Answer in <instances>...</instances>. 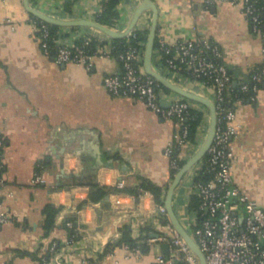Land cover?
I'll list each match as a JSON object with an SVG mask.
<instances>
[{"label":"crops","instance_id":"0c3cea01","mask_svg":"<svg viewBox=\"0 0 264 264\" xmlns=\"http://www.w3.org/2000/svg\"><path fill=\"white\" fill-rule=\"evenodd\" d=\"M103 0H30V6L56 19L97 21ZM144 0H124L116 30L124 32ZM159 12L158 38L173 45L180 41L208 39L224 50V63L239 85L249 80L252 70L264 64L263 39L252 33L241 5L229 1L206 6L204 0H152ZM72 2L71 12L66 5ZM34 16L25 0H0V137L4 139L2 201L13 221L0 225V264H42L31 255L42 256L49 243L65 246L64 264H80L83 255L121 238V228L130 225L133 237L140 229L136 222L150 215L157 203L147 196L135 199L126 193L112 194L103 203L78 206L89 197L90 182L127 188L147 180L168 190L174 179L165 149L176 134V121L163 120L135 98L112 96L103 86L108 75L123 72L116 57L98 58L90 70L79 65H59L46 55L33 27ZM154 13L145 10L137 26L151 29ZM91 36L109 38L90 27H62L60 37L75 44ZM145 71L144 60L142 63ZM153 67L186 92L216 105V90L200 81L172 74L162 62L159 48ZM146 73V71H145ZM247 100H236L238 134L233 143L236 186L264 207V81ZM164 87V86H163ZM163 106L188 101L205 115L197 143L188 144L180 159L189 161L208 135L211 110L164 87ZM197 167L176 189L173 206L188 231V207ZM36 175L46 182L34 183ZM77 177L71 178V176ZM125 187V188H126ZM13 196L9 197L8 194ZM48 204L62 207L56 227L48 237L43 230V211ZM78 217L86 227L83 238L71 244L64 221ZM191 221V220H190ZM29 253L24 256L21 253ZM119 256L123 251L118 248ZM46 264H55L49 262ZM121 264H155L153 254Z\"/></svg>","mask_w":264,"mask_h":264},{"label":"built area","instance_id":"2783aa9c","mask_svg":"<svg viewBox=\"0 0 264 264\" xmlns=\"http://www.w3.org/2000/svg\"><path fill=\"white\" fill-rule=\"evenodd\" d=\"M226 1L242 6L244 15L250 21L252 33L260 35L263 39L264 56V32L261 29V26H264V7L258 5V0H204V3L206 6H212ZM33 27L38 32L43 52L51 57L50 31L47 24L41 20L33 21ZM140 30L142 29L136 26L129 37L135 38L136 32ZM100 41L101 44L97 45L95 52L90 54V38H85L82 44H68L59 38L53 59L59 65L73 64L90 70L96 59L115 57L116 47L111 39ZM159 50L169 72L176 75L187 73L191 79L216 90V135L205 161L202 160L197 166V172L204 170L212 175V180L193 186L192 194L200 198V203L198 209L192 213L188 233L204 253L207 264H264V207L242 192L233 178L236 160L233 140L238 134L239 126L234 107L225 106L226 93L230 91L233 78L228 67L217 62L224 58V50L208 39L180 41L173 45L162 42ZM144 54L145 51L132 47L119 53L116 58L120 60L123 72L106 76L103 86L112 96L138 99L163 120L177 122L179 132L165 149L171 169L176 171L177 175L182 168L176 151L190 144L189 128L184 122L192 107L185 100L174 101L168 107L163 106L160 83L147 75L141 66ZM251 81L252 85L250 82L242 84L243 93L258 92L259 85L264 81V64L252 70ZM4 146V139L0 137V225L13 221L1 198L5 186ZM45 182L40 175L34 178V183ZM117 187L124 189L126 185L120 181ZM8 196L12 197L13 194L9 193ZM144 196L154 199L150 192H143L139 199ZM151 216L158 231L150 233L148 240L143 243L150 247L149 254H153L155 264H201L197 254L173 226L164 204H158ZM150 218V215L141 216L136 222L137 227H145ZM163 220L167 222L165 225L161 222ZM66 226L71 229L74 223L69 221ZM159 230H163L165 234H160ZM76 242L73 240L71 244ZM165 245H168V253L164 252ZM64 249L65 246L56 241L49 243L46 252L51 253V259H44V264H64L61 259ZM119 249L123 251L122 256L117 253L118 248L110 253H105V247L95 250L92 255H83L80 264H121L122 260L142 259L149 255L144 253L140 246L132 247L126 244Z\"/></svg>","mask_w":264,"mask_h":264},{"label":"trees","instance_id":"16d2710c","mask_svg":"<svg viewBox=\"0 0 264 264\" xmlns=\"http://www.w3.org/2000/svg\"><path fill=\"white\" fill-rule=\"evenodd\" d=\"M124 0H103L102 4H101V11L99 12L98 16H97V21L110 28V29H114L116 30L118 28V25L120 23L121 20V13H120V8L122 5V2ZM258 5L260 7H264V0H258ZM71 7H72V2L66 5V10L71 12ZM33 19L37 22H40V20L38 18H36L35 16H32ZM262 19H264V15L262 13ZM49 31H50V44H51V57H54V53H55V47H56V41H58L60 37V31L62 29L61 26H57V25H52V24H48L46 23ZM262 31L264 32V26H261ZM149 35H150V28L149 26H147L145 29H142L140 31L136 32V37L134 38L133 36L128 37L126 39H119V40H112V43L115 45L116 47V52L114 53L115 57H118L119 53L126 51L129 47L132 48H136V49H141L142 51H145L146 49V45L149 39ZM85 38H90L91 39V45L89 46V53L93 54L96 50V47L98 44H101L100 39L95 38V37H91V36H87L82 38L81 40H79L77 42V44H82ZM160 39L157 37L156 39V43H155V49L160 47ZM162 62L164 64V59H162ZM217 62L220 63H224V58L223 59H219L217 60ZM226 65V64H225ZM142 66V64H141ZM230 74L233 75V72L229 69ZM187 74V73H186ZM185 73H181L180 75L189 77L188 75H186ZM252 76V75H251ZM233 78V76H232ZM232 84H231V88L230 91H228L226 93V101H225V106L227 108L230 107H234V103L236 100H247L250 96H252V93H243L241 91V87L242 84H238L236 87L234 86V79L232 80ZM246 82H250L252 85V81H251V77L249 78V80H247ZM262 84L259 85V88L261 87ZM160 89L164 88L161 84H160ZM204 118L205 115L202 111L199 110H195L193 108H191L187 119L184 122L185 126H188L189 128V137H188V141L191 144H195L197 143V136L198 133L200 131V129L202 128L203 122H204ZM180 153L181 150H177L176 151V157L179 160V164L180 167L182 168L185 165V161L180 159ZM206 158V157H205ZM204 158V161H205ZM172 179H175L176 177V171L172 170ZM210 180H212V175L205 173L204 170H200L196 173V176L194 177V185H197L199 183H204V182H209ZM89 186V197L88 200L85 201L84 204L78 206V210H80L81 208H83L84 205H89V204H100L103 203L104 200L112 195V194H120V193H126L130 196L136 197L137 199L140 197V195L143 192H150L153 194L154 199L156 201L157 204L161 205L164 204V200L166 197V191L160 187L157 186L147 180H142L140 182V184L136 187H129V188H124V189H119L117 186L115 187H111V186H103L100 185L99 183L96 182H90L88 184ZM199 203H200V198L195 195L192 194L190 197V203H189V211L190 213H194L198 207H199ZM63 210L62 207H57L53 204H48L44 211H43V215H44V220H43V230L45 232L44 236L48 237L50 235V233L55 229L56 227V220L58 218V215L61 213V211ZM73 222L74 226L73 228L69 229L67 228L66 224L67 222ZM163 225H165L167 222L165 220L161 221ZM64 226L66 228V230L68 231L69 234V239L71 241L75 240V241H79L80 239L83 238L84 232L86 227L84 225H80L78 224V217L77 216H71L69 218H67L64 221ZM157 228H155L154 226V222L151 221L149 222L145 227H142L140 229V236L138 238H134L133 237V228L130 225H125L124 227L121 228V238L117 241H112L110 243H108V245L105 247V253H110L113 252L115 249L117 248H121L124 245H130L132 247H137L140 246L143 250L144 253L149 254L150 253V247L144 245V241L148 240L150 233L158 231L156 230ZM160 234H165V232L163 230H159ZM57 242V241H56ZM24 256H30L29 253H21ZM34 259L40 261L42 264L45 263L44 259H46V261H49L51 259V253L49 251L45 252V254H43L42 256H39V253L31 255ZM100 258H103V256H100Z\"/></svg>","mask_w":264,"mask_h":264},{"label":"water","instance_id":"95a60500","mask_svg":"<svg viewBox=\"0 0 264 264\" xmlns=\"http://www.w3.org/2000/svg\"><path fill=\"white\" fill-rule=\"evenodd\" d=\"M25 4L27 7V10L33 14L36 18L39 20L52 24L57 25L61 27H90L98 32H100L102 35L106 36L109 39L112 40H119V39H126L130 36V34L133 32L135 27L137 26L141 16L145 12L149 6L152 7L154 18H153V24L150 29V35L149 39L146 45L145 54H144V66L145 71L147 75L153 77L156 81H158L162 86L170 89L171 91L180 94L188 99L195 100L198 102H201L203 104H206L210 110H211V122L210 127L208 131V135L206 137V140L204 144L201 146L200 150L189 160L185 163V165L182 167V169L178 172L176 175L174 182L170 186L167 194V198L165 201V206L167 208L170 220L173 224V226L176 228V230L185 238V240L188 242V244L191 246L193 251L197 254L199 257L201 264H207L206 258L198 244L195 242V240L192 238V236L188 233V231L183 227L180 220L178 219L174 206V195L176 189L180 186V184L184 181L185 177L188 176L192 170L199 165V163L204 160V158L207 156L209 149L213 145L215 135H216V129H217V108L216 105L213 103L208 102L204 98H201L197 95L191 94L189 92H186L182 88L176 86L173 84L168 78H166L164 75L156 71L153 67V55L155 51V43L156 39L158 37V29H159V12L156 5H154L152 0H144L136 9L134 12V15L132 17V20L130 22L129 27L124 32H120L118 30L110 29L102 24H100L98 21L95 20H87V19H67V20H61L56 19L51 16H48L44 14L43 12L33 8L30 6V0H25ZM238 83L234 82V86L236 87ZM169 106V105H168ZM166 106V107H168ZM77 177L71 176V178ZM164 252L168 253V245L164 246Z\"/></svg>","mask_w":264,"mask_h":264},{"label":"rangeland","instance_id":"374dc122","mask_svg":"<svg viewBox=\"0 0 264 264\" xmlns=\"http://www.w3.org/2000/svg\"><path fill=\"white\" fill-rule=\"evenodd\" d=\"M192 189H193V186H192ZM188 221H189V225H191V216L189 215V217H187ZM189 227V226H188Z\"/></svg>","mask_w":264,"mask_h":264}]
</instances>
